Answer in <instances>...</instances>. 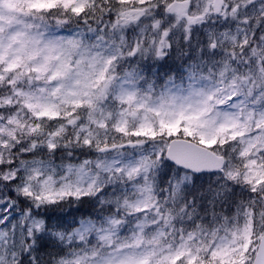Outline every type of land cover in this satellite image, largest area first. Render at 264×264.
I'll return each mask as SVG.
<instances>
[{
  "label": "snow or ice",
  "instance_id": "6c2138e0",
  "mask_svg": "<svg viewBox=\"0 0 264 264\" xmlns=\"http://www.w3.org/2000/svg\"><path fill=\"white\" fill-rule=\"evenodd\" d=\"M0 264H264V0H0Z\"/></svg>",
  "mask_w": 264,
  "mask_h": 264
}]
</instances>
